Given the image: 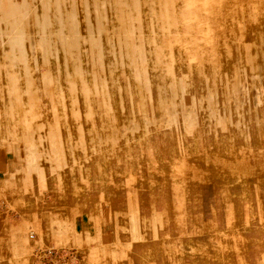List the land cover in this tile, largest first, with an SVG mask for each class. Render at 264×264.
Here are the masks:
<instances>
[{
	"label": "rangeland",
	"instance_id": "obj_1",
	"mask_svg": "<svg viewBox=\"0 0 264 264\" xmlns=\"http://www.w3.org/2000/svg\"><path fill=\"white\" fill-rule=\"evenodd\" d=\"M0 264H264V0H0Z\"/></svg>",
	"mask_w": 264,
	"mask_h": 264
}]
</instances>
